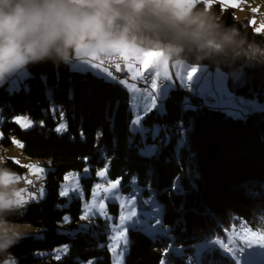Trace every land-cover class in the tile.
Masks as SVG:
<instances>
[{
    "label": "trees",
    "instance_id": "1",
    "mask_svg": "<svg viewBox=\"0 0 264 264\" xmlns=\"http://www.w3.org/2000/svg\"><path fill=\"white\" fill-rule=\"evenodd\" d=\"M209 6L225 24L264 44V33L238 19L232 8L214 1ZM185 61L223 69L229 89L246 100L233 109L250 113L232 115L216 100L190 93V86L172 88L163 109L146 114L149 130L143 141L139 132L130 131L129 94L116 80L45 62L26 67L27 86H0L2 145L9 146L17 135L23 142L20 154L44 159L50 168L45 196L25 205L22 217L41 235H28L10 250L16 264H112L106 221L98 218L82 227L81 199L66 203L60 194L66 173L86 165L90 175L82 182L87 197L99 168L105 167L124 191L134 192L136 179L143 193L152 189L162 206L160 230L150 235L139 227L129 229L125 264H236L221 247L198 244L222 238L231 226L264 235V110L253 111L247 101L264 102V62ZM18 114L34 125L21 128L14 120ZM62 122L66 130L56 131ZM154 126L158 131L152 137ZM152 142L154 151L143 154L141 148ZM3 157L6 167L21 170ZM109 211L118 216L119 205L109 203ZM65 215L70 221L63 225ZM61 244L68 253L56 259L53 250ZM5 259L0 257V264Z\"/></svg>",
    "mask_w": 264,
    "mask_h": 264
},
{
    "label": "clouds",
    "instance_id": "2",
    "mask_svg": "<svg viewBox=\"0 0 264 264\" xmlns=\"http://www.w3.org/2000/svg\"><path fill=\"white\" fill-rule=\"evenodd\" d=\"M120 42L162 50L170 61L264 62V44L200 0H0V75L45 62L70 65L78 49ZM20 184L0 155V257L9 259L32 227L22 219Z\"/></svg>",
    "mask_w": 264,
    "mask_h": 264
},
{
    "label": "rangeland",
    "instance_id": "3",
    "mask_svg": "<svg viewBox=\"0 0 264 264\" xmlns=\"http://www.w3.org/2000/svg\"><path fill=\"white\" fill-rule=\"evenodd\" d=\"M204 1L208 6L213 3V0H204ZM221 1L222 0H214V2L217 3ZM222 5L232 8L235 16L238 19L244 18L245 20H247L255 31L259 30L262 33H264V27H262L264 26V20H260L259 18L256 17V15H250L249 13V11L251 10L257 13L264 12V0H232L231 3L227 2V5H225L224 3ZM76 63L77 61L70 64L69 65L70 69L78 70L76 67H74ZM229 66H230V73L232 74L235 71L234 65L229 64ZM83 67L86 68L88 67L87 70L91 71L94 74L103 76L106 79L113 80L111 78H108L106 74L100 73L98 72V70L92 69L89 66H83ZM157 71L161 72V76L155 77V73ZM166 71H167V75L163 74L165 72L164 69L151 68L145 71V74L151 73V75L155 77L157 81V88L155 89L156 97H155L154 106H152V102H151V94L153 92L152 88L141 89L135 83L126 80L129 84H135L136 88L140 90L138 95H142L143 97H145V99H147L148 101L147 108H145L143 105H133L132 92L129 91L128 87L125 84L121 83L123 88H125L129 94L130 108L132 112V118L130 121V131H132L133 133L139 132L142 135L143 141H146L148 135L146 131L149 130V128L146 127L144 124V119L146 114L152 110L161 111L163 109V102L167 98L169 90L172 88H176V87L186 88L190 86L189 88L190 93L200 96L205 101L207 100L212 101V103L215 102L213 100H216V104L218 105L223 104L222 106H224L228 110V112H230L232 115L242 116L244 113L245 114L250 113L247 110H244L243 113L234 110L238 107L239 105L238 102H245L246 100L241 96L236 97L234 92L229 89V86L227 85L228 74L223 72V69L216 67L211 70V69H207V66L203 64L194 65L188 63L185 60L182 61L169 60ZM190 74L191 76L189 78ZM26 76H27L26 68H18L14 72L7 74V78L0 80V86L5 85L7 83L8 86L13 85L10 81L12 79H16L17 77H19V79L16 80V84H15L16 87H20L21 84L27 86V83H25ZM138 79L140 78H137L136 80ZM159 79H162L164 83L162 84L158 83ZM247 101L252 103L253 111L264 110V102H259L256 99L247 100ZM137 116L140 117V121H139V125L137 126L139 128L136 130L133 126V121L137 119ZM17 118H20L19 122ZM14 120L23 129L30 128L34 125V121L24 114L15 115ZM25 121H31V125L28 127L22 126L25 123ZM1 122H2V117L0 114V138H1ZM156 131H158V128L157 126H154L151 131L152 137L155 136ZM22 146H23L22 140L19 138V136L16 135L13 137L12 143L9 146L5 147L4 151L7 155L14 156L15 162L19 164L36 165L39 168L44 169L43 177L37 178V176L34 175L33 172L32 174H28L25 171L23 172V174H21L17 170L8 167L17 173V177L21 181L20 184L21 195H25V196L31 195L32 197H34L27 200V203L24 204L27 205L30 201L41 199L45 196L46 172L50 168L45 166L46 161L44 159L31 158L26 155H20V153H22ZM156 146L157 144L153 142L145 143L140 151L143 154L149 155L154 151ZM25 159L27 161V164L24 161ZM85 169L88 170L86 174H85ZM99 171H104L105 175L103 177L99 176L98 175ZM98 172H97L98 180L94 182L90 196L87 197L82 182V177H87L90 175L89 165H86L81 170L68 171L64 177V180L60 184V193L62 191L63 186L65 185L69 187L73 186V182L75 181L76 178L69 177V174L70 173L79 174L78 184L79 187L83 190V196L81 197L75 194H70L71 198H69V196H63V195L62 196L66 199V203H69L73 197L81 199V205H82L81 216L85 212V204L87 203L88 205H90L89 208L90 215L88 216L87 219L80 220L82 226L87 228L93 222H96L98 218H101L106 221V225L108 228V237H109L108 247L111 255L112 264L114 259L113 252L110 250V245L113 242L112 238L115 236H121L122 234V239L119 242V248L123 250L121 264H125V258L129 248V236H128L129 229L139 227L144 232L150 235H152L153 232L160 230L162 206L160 205L159 201L156 199L155 192L152 189H149L148 194H144L142 187L137 183L136 179H134L132 185L134 192H129V191H124L122 189V186L118 179H111L109 177L107 169L105 167H100ZM66 177H68V179H66ZM100 179L106 181L108 184L103 185L100 189H97L99 195L94 200L93 189L95 185L99 184ZM28 180H31L32 183L30 184L27 183ZM113 185H115V187H113ZM41 188L43 189L42 196L40 195ZM104 189H108V191L105 192ZM22 190H26V191H22ZM109 203H117L119 205L120 211L118 216H116V214L109 211ZM65 217H69V215H65L64 218ZM154 220L157 221L159 224L158 225L155 224ZM68 223L69 221L66 222L64 219L63 225H66ZM163 232L164 231H161V233ZM247 233L256 234L244 228L237 229L235 226H231L229 230H226L225 235L222 238H216L215 240H210L208 243L206 242L198 245L201 247L203 246L206 247L208 245H215L221 247L222 245H225L227 242L231 246V251H227L226 254H228L230 257H233L235 259L236 264H237V260H239V264H264V248H261L258 245H254L252 247H248L247 245H245V234ZM29 235L40 236L41 233H39L35 227H31ZM64 246L67 245L61 244L53 250V254L55 255L56 259H60L64 255H67L68 246H67V252L60 254L59 258H57L56 250L61 249ZM174 247L175 246L171 245L172 249ZM253 247H255L256 250ZM240 249L243 250L244 254L241 256L240 255L237 256L235 253ZM9 264H16V258H14L13 262L11 263L9 261Z\"/></svg>",
    "mask_w": 264,
    "mask_h": 264
},
{
    "label": "snow or ice",
    "instance_id": "4",
    "mask_svg": "<svg viewBox=\"0 0 264 264\" xmlns=\"http://www.w3.org/2000/svg\"><path fill=\"white\" fill-rule=\"evenodd\" d=\"M223 2V0H222ZM227 2L231 3L232 0H227ZM264 27V26H262ZM101 56L107 57L108 61L111 63V67H114L116 71H121V63H123L124 69L131 74V79L136 80L137 78L143 79L145 71L151 68H157V69H164L165 72L164 75H167V67L169 60L164 56V53L162 50L159 49H144V48H138L133 45H129L124 42L120 43H114L107 46H101L98 50L89 49L87 47L83 49H78L76 52V61L77 63L74 65L78 70L84 71L87 70L86 67L83 66H89L92 69L98 70V72L106 74L108 78L116 79L113 77L112 72L109 70V67H104V60L101 59ZM93 61H99L98 63H93ZM17 68H13L7 73L0 75V80H3L7 78V74L14 72ZM194 71V69H193ZM161 76V72L157 71L155 73V77ZM191 74L189 75L190 78ZM149 77L151 78V88L153 90L151 94V102L152 106L155 105V89L157 88V81L155 77L151 76V73H149ZM19 79L17 77L16 79H12L10 82L15 86L16 80ZM120 83L125 84L129 91L132 92V103L133 105H143L145 108L148 106V101L143 97L142 95H138L140 90L136 88L135 84H129L126 80L120 81ZM61 117H63V114L61 113ZM18 122L20 121V118H17ZM140 117L137 116V119L133 121V126L137 130L139 127ZM31 125V121H25V123L22 126L28 127ZM66 124L61 123L59 127H57L56 131L61 132L66 130ZM18 143V142H17ZM27 167L32 169V172L34 175L37 176V178H42L44 169L39 168L36 165H28ZM87 169H85V174L87 173ZM98 175L103 177L105 175L104 171H99ZM69 177H75V181L73 182V186L69 187L67 185L62 187L61 195L63 196H69L71 198L70 194H75L78 196H83V190L79 187L78 179L79 174L76 173H70ZM68 179V177H66ZM27 183H32L31 180H28ZM102 186L100 184L95 185L93 189V199L99 195L97 192V189H100ZM115 187V185H113ZM26 191V190H22ZM105 192L108 191V189H104ZM40 195H43V189L41 188ZM19 200L18 203L25 204L27 203V200L30 198H34L31 195L25 196L21 195V193H18ZM90 205L87 203L85 204V212L81 216V219H87L90 215L89 212ZM102 208V206H101ZM66 222L70 221V217L64 218ZM84 227V226H82ZM122 239L121 236H115L112 238V244L110 245V250L113 252V264H121V258L123 256V250L119 248V242ZM245 245L248 247H252L254 245H258L261 248H264V235H256L252 233L245 234ZM242 251V249H240ZM67 252V246H64L61 249H57V258H59L60 254ZM91 264V262H90ZM237 264H239V260H237Z\"/></svg>",
    "mask_w": 264,
    "mask_h": 264
},
{
    "label": "built area",
    "instance_id": "5",
    "mask_svg": "<svg viewBox=\"0 0 264 264\" xmlns=\"http://www.w3.org/2000/svg\"><path fill=\"white\" fill-rule=\"evenodd\" d=\"M264 15V14H263ZM75 58V57H74ZM101 59L104 60V67H109V70L112 72V75L119 78V80H128L129 82L135 83L138 87L141 89H147L148 87H151L150 77L147 76V74H144L143 79L138 80H132L129 76V74L124 70L123 63H121V71H116L114 67H111V63L108 61V59L105 56H101ZM98 63L99 61H93ZM158 83H164L163 80L159 79ZM30 169V168H29ZM108 183H106L107 185ZM226 249H228V246H225Z\"/></svg>",
    "mask_w": 264,
    "mask_h": 264
},
{
    "label": "bare ground",
    "instance_id": "6",
    "mask_svg": "<svg viewBox=\"0 0 264 264\" xmlns=\"http://www.w3.org/2000/svg\"><path fill=\"white\" fill-rule=\"evenodd\" d=\"M214 1V0H213ZM249 13H250V15H256V17L257 18H259L260 20H264V12H259V13H257V12H255V11H249ZM107 58V57H106ZM76 61V58H74L73 59V61H72V63L73 62H75ZM94 63H96V62H94ZM147 76H149V74H147ZM152 76V75H151ZM113 77H115V76H113ZM153 77V76H152ZM116 79H114V80H116V81H120L119 80V78H117V77H115ZM162 80V79H161ZM150 82H151V78H150ZM187 88H189V86L187 87ZM147 89H151V87H148ZM155 97H156V95H155ZM5 148H4V146L2 145V142L0 141V150H4ZM21 155V154H20ZM28 174H30V169H29V167H27L26 168V170H25ZM106 181H104V180H100L99 181V184L101 185V186H103V185H106ZM227 244H225V246H226ZM224 246V250H227L226 249V247ZM228 246V245H227ZM230 249V247L228 246V250ZM238 253V255H241L242 253H243V251H238L237 252Z\"/></svg>",
    "mask_w": 264,
    "mask_h": 264
},
{
    "label": "crops",
    "instance_id": "7",
    "mask_svg": "<svg viewBox=\"0 0 264 264\" xmlns=\"http://www.w3.org/2000/svg\"><path fill=\"white\" fill-rule=\"evenodd\" d=\"M204 1V0H203ZM221 4H225V5H227V0H223V2L221 1L220 2ZM249 9V8H248ZM243 14H244V12H243ZM76 58V57H75ZM88 68V67H87ZM125 70V69H124ZM126 71V70H125ZM127 72V71H126ZM128 73V72H127ZM129 74V76H130V78H131V74L130 73H128ZM121 84V83H120ZM3 156H5V157H8V158H10L11 160H13L14 162H15V158H14V156H11V155H7L6 153H5V151L3 152ZM25 162H26V164H27V161H26V159L24 160ZM16 164H18V165H20L21 166V170H17L19 173H21V174H23V172H25L24 171V168L26 167L27 168V166H28V164L27 165H22V164H19V163H17V162H15ZM26 174V173H25ZM30 174H32V169H31V171H30ZM23 176V175H22ZM23 181H24V178H23ZM24 205V204H23ZM25 206V205H24ZM10 263L13 261V258H10Z\"/></svg>",
    "mask_w": 264,
    "mask_h": 264
}]
</instances>
